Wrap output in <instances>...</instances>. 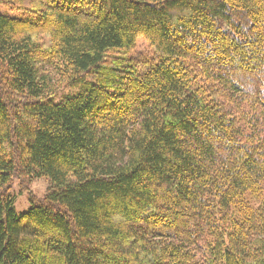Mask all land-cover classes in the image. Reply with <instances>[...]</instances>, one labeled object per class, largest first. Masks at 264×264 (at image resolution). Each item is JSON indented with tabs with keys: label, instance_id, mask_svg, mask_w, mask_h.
Segmentation results:
<instances>
[{
	"label": "trees",
	"instance_id": "16d2710c",
	"mask_svg": "<svg viewBox=\"0 0 264 264\" xmlns=\"http://www.w3.org/2000/svg\"><path fill=\"white\" fill-rule=\"evenodd\" d=\"M0 6V264H264V0Z\"/></svg>",
	"mask_w": 264,
	"mask_h": 264
},
{
	"label": "rangeland",
	"instance_id": "374dc122",
	"mask_svg": "<svg viewBox=\"0 0 264 264\" xmlns=\"http://www.w3.org/2000/svg\"><path fill=\"white\" fill-rule=\"evenodd\" d=\"M17 8L20 6L19 2H16ZM0 12H5L7 14L12 15H24L25 12L23 10H11L10 8L0 6ZM134 53H141L145 56H152V49L148 41L144 38H138L136 41V47ZM66 90H59L57 94V98L65 93ZM50 185V181L46 177H41L39 179L33 180L29 185V190L22 191L18 185L16 179L13 180L11 193L14 198V208L17 212H22L28 209L30 206V194L35 195L37 197H42Z\"/></svg>",
	"mask_w": 264,
	"mask_h": 264
}]
</instances>
